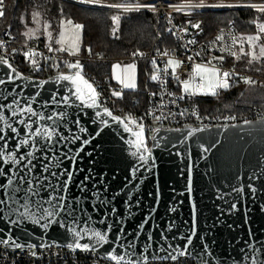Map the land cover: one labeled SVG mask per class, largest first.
Here are the masks:
<instances>
[{
  "label": "snow or ice",
  "instance_id": "1",
  "mask_svg": "<svg viewBox=\"0 0 264 264\" xmlns=\"http://www.w3.org/2000/svg\"><path fill=\"white\" fill-rule=\"evenodd\" d=\"M79 2L120 10L125 14L139 12L142 9H148L153 12L157 10L154 3H136L134 0H124V2L109 4H102V0H79ZM169 7L175 8L177 11H183L186 8L248 7L255 9L259 13H264V4H208L205 3V0H199V3L187 0L186 3L179 6L170 4ZM185 14L190 15L191 13ZM5 15V0H0V18ZM32 19L37 27H29L23 33L25 37L30 39L40 30L39 13H35ZM111 21L114 25L112 34L114 37L119 38L117 32L119 31L121 15H112ZM66 23L72 27L66 28L65 21L61 20L58 38L54 40V44L58 45V48L52 46L53 33L49 29L53 26L50 23H44L43 32L49 41L47 45L48 52H60L67 53L70 56H78L81 51V30L84 26L81 24L73 25V21L70 19ZM169 23H171V20H169ZM188 23L194 29L200 28L199 23L192 24L191 21ZM168 31L172 35H176L172 29H168ZM183 31L186 33L188 30L185 28ZM255 31V35L239 38L233 36L232 45H236L239 40L238 52L231 50V46H226L221 51L228 53L236 61L244 58L249 65L264 60V23H256ZM215 39L216 41H223L225 37L218 35ZM188 43L194 44L195 40H189ZM3 44L4 41H0V48L3 47ZM245 44L248 46L247 50L245 49ZM12 51L13 53L16 52L15 49ZM88 51L91 52V49H88ZM22 55L25 61H30L39 70L40 65L37 56L40 54L35 51L25 50ZM142 55L143 53L139 52L133 53V56ZM162 55L167 56L168 53L165 51ZM196 55L199 56L200 53ZM44 59L47 60L49 58L44 57ZM188 60L193 61V57L189 55ZM224 60L225 56L220 55L213 57L212 60H208L206 63H193L191 78L181 80L180 76L177 75V69L181 67L183 62L178 59L169 58L165 63L163 74L170 75L172 79L181 85L182 95L179 96L181 100L185 96H217L219 90H228L231 87L230 80L233 73L229 71L221 72V69L213 63V61L223 63ZM151 65L154 71L150 76V80L153 82L160 81L161 70L156 66L157 61L152 59ZM54 66L59 67V65ZM67 67L70 70L75 69L76 71L70 74L61 73L56 77V84L59 85L60 82H65L61 85L62 93L61 88H57L51 91L44 99H39L42 91L38 90L27 95L25 92L29 87L43 90L48 81H40L39 83L29 81L27 84L17 83V81H23L27 78L23 77L13 67V64L5 55H0V68L5 69L0 74V86H11L10 88L0 87V220L7 218V224L17 228H20L25 222H31L42 229H49L53 225H58L62 228L66 227L71 239V242L67 245L68 248L95 251L107 245L108 248L105 251L107 252L108 260L115 262V264H136L133 259H126L125 255L118 254L116 249L111 247L112 242L122 239L120 234L125 232V228L120 218L123 214L120 213L115 220V224L118 227L116 228L112 242H110L113 224L107 223V219L116 212L115 208L109 207L115 197L111 199L102 197L100 185L105 183L103 176L101 175L97 179L91 169L86 174L80 175L84 172V169L78 167L77 162L78 159H82L81 153L84 152L85 146L92 142L88 138L92 133L82 124L79 116L85 114L84 110L102 108V112L95 111L93 114H90L94 116L91 123L107 127L109 126V120L103 117H108L112 122L121 127L123 133L131 137V139H126L125 143L130 149L131 157L137 162L129 172L132 181L138 179L137 174L141 173L142 169L150 172L156 166L152 148L149 147L147 142L146 126L143 117L137 120L131 116H125L122 119L119 116L113 115V112L109 108L103 107L100 101L101 93L82 74L83 66L81 62L76 60L74 63H68ZM169 69L171 70L170 72ZM111 74L112 78L122 85V90H135L137 88L136 63H128L123 66L121 64H114L112 65ZM197 80H199V83H197ZM244 82L249 85L255 83L251 78H246ZM165 83L166 81L161 82V87ZM111 95L120 98L122 97V91H112ZM151 95L156 96L157 93L153 92ZM168 95H172V93L169 92ZM22 100L23 103L21 102ZM175 102V100L172 101V103ZM68 109L74 110L72 119H69ZM180 115H184V113L182 112ZM155 118L159 119L160 117ZM231 119H235V117H231ZM245 123L248 122L245 121ZM206 130V128H190L178 143L172 142L171 147L177 148L178 144H185L187 139L193 137L197 132ZM154 131L159 132V129H155ZM171 131L181 132L182 129L176 128ZM77 132L80 134L78 135ZM95 134L99 135L98 132ZM151 139L155 142L153 146L157 148L161 146V140H170V138L163 137L158 140L155 135ZM77 142H79V146L75 147ZM164 146L167 147L168 144L165 143ZM211 147H214V144L210 146L201 144L202 154L209 152ZM175 155L179 157L181 153L177 151ZM188 159L186 189L187 193L191 195L193 191L191 154H189ZM127 186L126 184L125 187ZM248 189L252 194L257 192V189L251 184L248 185ZM104 191H107L106 186ZM232 191L236 194L237 198L242 199L245 189L243 187H234ZM90 199L93 200V203L86 205V201ZM133 199L129 195L126 201L130 213L132 211ZM136 203L138 205L139 202L136 201ZM191 208L193 223L189 234L180 237L186 241L183 245L184 251L180 252L181 256L186 255L189 246L193 245V238L197 235L195 223L196 205L194 202L191 204ZM89 209L94 212H104L105 209H108L104 213V217L97 220L98 224L105 225V230L91 226L93 218L88 215ZM238 210L236 202L229 205V213ZM261 210L264 211V208ZM171 211L176 212L177 208L173 207ZM81 217L85 218V223L88 226L77 229L75 225L80 223ZM166 225L168 231L171 232L176 227L175 220H172L170 223L166 222ZM146 226L148 228L151 227L148 218L140 221L136 225V228L139 230L144 229ZM2 231L3 229H0V232ZM9 231H11V228H9ZM160 236L165 240L167 239L163 233H160ZM152 238V233L149 231L147 240L151 241ZM173 238L175 239L176 237ZM85 239L88 242L81 243ZM0 243L5 245L11 244L16 249L24 247L12 236L0 239ZM135 247L134 241L128 243V248L134 249ZM169 247L172 246L169 245ZM172 259H176V257L173 256ZM253 264H256L255 258H253Z\"/></svg>",
  "mask_w": 264,
  "mask_h": 264
},
{
  "label": "water",
  "instance_id": "2",
  "mask_svg": "<svg viewBox=\"0 0 264 264\" xmlns=\"http://www.w3.org/2000/svg\"><path fill=\"white\" fill-rule=\"evenodd\" d=\"M4 71L5 69L0 68V74ZM71 72L74 71L63 74ZM21 75L27 79L17 83L48 81L43 90L34 87L26 90V95L42 91L39 99H44L51 91L61 88L65 83H55L59 74L44 79L30 78L23 73ZM21 102L23 103V100ZM102 110H84L85 114L79 116L82 124L92 133L88 137L92 142L85 146L77 166L84 169L80 175L86 174L89 169L97 179L102 175L105 182L100 185L102 197H115L109 207L115 208L116 212L107 219V223L113 224L110 242L118 227L115 220L118 214H123L120 218L125 232L120 234V241L111 243V247L115 248L118 254L125 255L126 259L131 258L136 263L181 256L180 252L184 251L183 245L186 241L180 237L189 234L193 223L191 204L194 202L197 235L185 256L199 264H253V258L256 264H264V211L261 210L264 208V118L226 126H185L180 127L181 132L171 131L172 129L159 130L151 133L150 137L146 133L156 166L150 172L142 169L141 173L137 174L138 179L132 181L129 172L137 162L131 157L130 149L125 143V140L131 137L123 133L121 127L108 117H103L109 120L107 127L91 123L94 116L90 114ZM68 112L69 119H72L74 110L68 109ZM190 128L207 130L197 132L188 138L185 144H178L177 148L171 147V143H178ZM97 132L99 135L95 134ZM154 135L158 140L162 137L170 140H161V146L157 148L153 146L155 142L151 139ZM165 143L168 144L167 147L164 146ZM201 144H214V147L202 154ZM78 146L79 142L75 147ZM177 151L181 156L175 155ZM189 154L193 165L191 195L186 189ZM249 184L257 189L255 194L249 191ZM105 186L107 191H104ZM234 187L245 189L242 199L237 198L232 191ZM129 195L134 198L131 213L126 202ZM136 201L139 202L138 205ZM233 202L238 204L239 210L229 213V205ZM92 203L91 199L86 201V205ZM173 207L177 208L176 212L171 211ZM107 211L108 209L104 212H94L89 209L88 215L93 218L91 226L105 230V225L98 224L97 220L103 218ZM144 218L149 219L151 227L137 230L136 225ZM172 220H175L176 227L169 232L166 222L170 223ZM75 226L79 229L88 225L85 218L81 217L80 223ZM0 229H3L0 239L12 236L18 243L27 247L50 244L67 247L71 242L67 228L58 225L42 229L31 222H25L17 228L8 225L7 218H4L0 220ZM149 231L153 237L151 241L147 240ZM160 233L167 239H163ZM130 241L135 242L134 249L128 248ZM85 242L88 241H81ZM6 246L13 247L11 244ZM106 248L107 245L95 251L107 258Z\"/></svg>",
  "mask_w": 264,
  "mask_h": 264
},
{
  "label": "built area",
  "instance_id": "3",
  "mask_svg": "<svg viewBox=\"0 0 264 264\" xmlns=\"http://www.w3.org/2000/svg\"><path fill=\"white\" fill-rule=\"evenodd\" d=\"M80 5H85L94 8L110 9L100 5H91L80 3L79 0H68ZM114 2H124V0H102V4H109ZM136 3H154L157 7L155 11L159 18L165 25L166 30L172 29L176 35H172L176 45L167 46L160 50L154 51H141L131 49L128 54L123 57L115 59L106 58L101 55H91L89 53L80 54L78 56H70L67 53L60 52H48L46 43L37 40L30 39L28 41L20 40L9 29L0 31V41H4L3 47L0 48V55H5L9 61L13 64L18 71L30 78L44 79L57 74L66 73L69 71H76L75 69H68V63H74L79 60L83 66L82 74L93 83L97 91L101 93L100 101L103 107L109 108L113 114L121 117L131 116L139 120L143 117L144 124L146 126L147 135L155 132V129L169 130L174 128H180L185 126H199V127H215L226 126L237 123L250 122L260 118H264V107L262 106H248L243 111H238L235 107L237 99L234 100V110L231 112L217 113L211 111L208 108L209 105L203 107L202 100L213 97L212 95H195L192 97L185 96L183 100L179 99L182 95L181 85L170 75H164L163 69L167 59H178L183 63L180 68L177 69V75L181 80L189 79L192 76L193 63H206L208 60H212L215 56L223 55L225 60L223 63L219 61H213V63L223 71H229L233 73L230 83L231 86L241 87L242 90L253 86L260 85L264 87V75L253 74L244 70L238 69L233 62L232 57L226 52H222L221 49L226 46H231V50L235 51V45H232L231 41L233 36L236 37L235 28L232 24L220 27L208 36H202L198 31H195L189 27L184 26L177 20L178 13L200 11L207 9H222V8H234V7H220V8H202L191 9L186 8L183 11H177L175 8L169 7L170 4L181 5L186 3L185 1L175 0H134ZM193 3H199V1H192ZM208 4H219L220 2H207ZM233 5H245V4H264V0L253 2H235L224 3ZM116 10V9H112ZM120 11V10H117ZM141 11H151L148 9H142ZM171 20V23H169ZM187 28L185 33L183 29ZM223 35L225 39L223 41H216V36ZM189 40H195L194 44H189ZM13 49L16 50L13 53ZM25 50L35 51L40 54L37 56L40 68L37 70L30 61H25L22 53ZM167 52V56H163V52ZM134 52L143 53L142 56H133ZM200 53L199 56L196 54ZM193 57V61L188 60V56ZM44 57L49 59L45 60ZM157 61V67L161 70V80L151 81L150 74H145L144 83V103H141L133 99L127 101L126 89L122 90V85H113L108 77L104 79L98 78L91 71H84V67L88 62L94 61H111V62H131L136 65L143 61L148 65H151V60ZM54 65H59L55 67ZM211 66V65H209ZM153 67V66H152ZM171 70L169 69V72ZM251 78L255 83L246 84L244 80ZM166 81L163 87L161 82ZM199 83V80H197ZM112 91H122V97H113ZM226 90H219L222 93ZM157 93L156 96H152L151 93ZM171 92L172 95H168ZM175 100V103L172 101ZM184 115H180V113ZM195 113V115H193ZM155 117H160L156 119ZM235 117V119H231ZM0 264H115L107 258L101 256L96 251H85L80 249H70L60 244H50L41 247H27L24 246L21 249L6 246L0 244ZM141 264V262L136 263ZM142 264H199L194 259L188 256H178L176 259L165 260H149L144 261Z\"/></svg>",
  "mask_w": 264,
  "mask_h": 264
},
{
  "label": "trees",
  "instance_id": "4",
  "mask_svg": "<svg viewBox=\"0 0 264 264\" xmlns=\"http://www.w3.org/2000/svg\"><path fill=\"white\" fill-rule=\"evenodd\" d=\"M217 1L244 3L261 0ZM5 12L6 15L0 18V31L9 29L22 41L30 40V38L23 35L29 27H37L32 19L35 13H39L40 30L37 33H39L40 37H32L31 39H37L44 43H46V39L42 34L44 33L43 25L45 22L53 26L49 29L53 33V37L59 31L61 20L70 19L76 24L83 25L80 43V53L82 54H98L108 59H115L126 56L131 49L154 51L176 45L174 38L166 30L158 14L153 11H139L125 14L117 10L80 5L68 0H5ZM185 13H178L177 20L184 26L198 31L204 37L228 24L234 26L235 34L238 38L246 35H255V24L264 23V13H259L255 9L248 7L192 11L188 12L191 13L190 15H186ZM114 14L121 15L119 31L117 32L119 38L114 37L112 34L114 25L112 24L111 16ZM189 21L192 24L199 23L200 28H192L188 23ZM235 48H238V43L235 45ZM88 49H91V52ZM231 62L240 70L264 75V60L252 65L247 64L244 58L240 61L232 58ZM111 63V61L105 60L91 61L86 64L84 71H91L100 79L109 78ZM153 71V67L146 62L141 61L138 63L139 86L135 91L126 92L127 101L136 99L141 105L144 103L145 74L151 75ZM252 87H254L253 93L247 98L243 97L238 86H231L230 89L219 93L217 96L200 100H202L203 107L209 105L208 108L217 113L231 112L234 110L233 103L235 99H237L235 107H237L236 109L239 112L252 105L264 107V87L260 85H253ZM223 104L225 106H222Z\"/></svg>",
  "mask_w": 264,
  "mask_h": 264
},
{
  "label": "rangeland",
  "instance_id": "5",
  "mask_svg": "<svg viewBox=\"0 0 264 264\" xmlns=\"http://www.w3.org/2000/svg\"><path fill=\"white\" fill-rule=\"evenodd\" d=\"M205 1H207V2H220V3H235V2H233V1H217V0H205ZM63 21H65V27L66 28H71L72 26L71 25H67V20H63ZM74 24H76V23H74L73 22V25ZM59 30H60V28H59ZM58 33H59V31L57 32V34L55 35V37H53V42H52V46L54 47V48H58L59 46L58 45H55L54 44V40L56 39V38H58ZM42 36L46 39V44H49V41H48V39H47V36H46V34H42ZM247 36V35H246ZM40 37V35H39V33H37L36 32V34H35V36H34V38H39ZM241 37H245V36H241ZM238 43V48L236 49V51L238 52L239 51V42H237ZM245 49L247 50L248 49V46H247V44H245ZM80 54H82V53H80ZM79 54V55H80ZM153 74V72L151 73V75ZM239 90L242 92V94H243V97L244 98H247L251 93H253V90H254V87H252V86H250L247 90H242V88L240 87L239 88ZM263 94H264V91H263ZM218 100V99H217ZM222 106H225L224 104L222 105ZM150 135L151 134H149L148 136L150 137Z\"/></svg>",
  "mask_w": 264,
  "mask_h": 264
},
{
  "label": "crops",
  "instance_id": "6",
  "mask_svg": "<svg viewBox=\"0 0 264 264\" xmlns=\"http://www.w3.org/2000/svg\"><path fill=\"white\" fill-rule=\"evenodd\" d=\"M237 48H235V51H236ZM128 63H131V62H124V63H120V62H112L111 65H110V69H109V79H110V82L113 84V85H120L116 80H114L112 78V74H111V70H112V65L114 64H121L122 66L123 65H126ZM139 82V79H138V64H137V88L139 86L138 84ZM137 88L135 90H137ZM135 90H129V89H126L127 92H130V91H135Z\"/></svg>",
  "mask_w": 264,
  "mask_h": 264
}]
</instances>
